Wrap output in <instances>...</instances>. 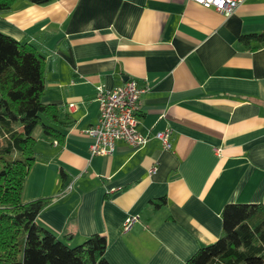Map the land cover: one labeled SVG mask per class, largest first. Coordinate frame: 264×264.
<instances>
[{"label": "crops", "instance_id": "0c3cea01", "mask_svg": "<svg viewBox=\"0 0 264 264\" xmlns=\"http://www.w3.org/2000/svg\"><path fill=\"white\" fill-rule=\"evenodd\" d=\"M0 31L45 56L43 100L70 118L62 142L37 136L23 190L52 198L38 220L68 244L100 234L110 264H185L222 236L227 204H264V0L229 17L194 0H18ZM129 79L148 87L150 139L93 155L97 88Z\"/></svg>", "mask_w": 264, "mask_h": 264}, {"label": "trees", "instance_id": "16d2710c", "mask_svg": "<svg viewBox=\"0 0 264 264\" xmlns=\"http://www.w3.org/2000/svg\"><path fill=\"white\" fill-rule=\"evenodd\" d=\"M17 1L0 0V16ZM45 72L46 58L36 46L0 31V264H110L105 236L94 234L72 246L38 220L52 198L23 200L36 161V133L62 142L61 127L71 125L60 107L43 100ZM165 203L163 198L156 206ZM185 264H264V204H227L222 236Z\"/></svg>", "mask_w": 264, "mask_h": 264}, {"label": "built area", "instance_id": "2783aa9c", "mask_svg": "<svg viewBox=\"0 0 264 264\" xmlns=\"http://www.w3.org/2000/svg\"><path fill=\"white\" fill-rule=\"evenodd\" d=\"M206 8H213L224 16H231L245 0H194ZM148 87L140 86L136 79H129L125 84L109 89L97 88L96 100L99 103L100 118L97 125L86 130L93 139L90 147L93 155H112L117 142L126 141L130 145L141 148L150 137L139 131L141 98ZM75 106V104H71ZM173 130L167 128L158 131L155 137L160 139L165 148L171 149ZM156 172V167L152 169ZM138 217H128L124 222V230H129Z\"/></svg>", "mask_w": 264, "mask_h": 264}, {"label": "rangeland", "instance_id": "374dc122", "mask_svg": "<svg viewBox=\"0 0 264 264\" xmlns=\"http://www.w3.org/2000/svg\"><path fill=\"white\" fill-rule=\"evenodd\" d=\"M41 135H43V134L41 133L40 130H38V132L36 133V136H41Z\"/></svg>", "mask_w": 264, "mask_h": 264}]
</instances>
